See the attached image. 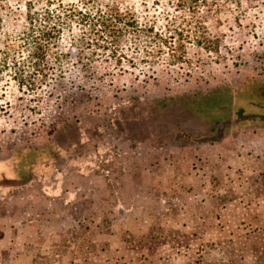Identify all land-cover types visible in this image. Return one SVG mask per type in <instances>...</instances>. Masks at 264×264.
Segmentation results:
<instances>
[{
    "label": "rangeland",
    "instance_id": "obj_1",
    "mask_svg": "<svg viewBox=\"0 0 264 264\" xmlns=\"http://www.w3.org/2000/svg\"><path fill=\"white\" fill-rule=\"evenodd\" d=\"M102 1L184 30L180 59L83 68L64 44L60 85H20L41 6L0 0V264H264V117L237 116L264 102V0Z\"/></svg>",
    "mask_w": 264,
    "mask_h": 264
},
{
    "label": "trees",
    "instance_id": "obj_2",
    "mask_svg": "<svg viewBox=\"0 0 264 264\" xmlns=\"http://www.w3.org/2000/svg\"><path fill=\"white\" fill-rule=\"evenodd\" d=\"M41 7L39 10L34 5L27 9L25 20L29 27L19 37L22 44L17 46V53L28 55V65L35 71L33 76H21L20 85L56 86L63 80L62 76H56L55 72L64 68L60 59L66 57L65 48L73 50L79 58L83 68L93 67L98 62H109L116 59L119 63L128 61L131 63L138 59L143 65L159 69L166 64L169 57L180 59L177 56L178 49L183 47L184 30L173 29L168 36L162 28L154 24H141L138 18L131 13L122 12L118 8L104 3L102 0H36ZM200 3V4H199ZM185 6H189L194 12L201 9V5H208V0H185ZM203 26L199 27L195 43L208 52H217L218 39H211ZM209 35V37H208ZM179 45V46H178ZM16 49L6 43L4 50V64L11 57V52ZM20 51V52H19ZM58 60L57 68L51 66L49 58ZM130 57L131 60H128ZM140 57V58H136ZM26 63V62H25ZM19 63L15 64L17 67ZM132 67L135 63L132 62ZM27 65H22L18 72ZM54 70L53 76L48 77L46 70ZM101 80V78H95ZM255 112H238L240 122L246 121L250 116L257 120L264 117V102L252 105ZM257 117V118H256Z\"/></svg>",
    "mask_w": 264,
    "mask_h": 264
}]
</instances>
